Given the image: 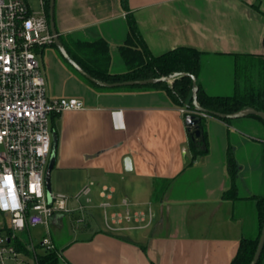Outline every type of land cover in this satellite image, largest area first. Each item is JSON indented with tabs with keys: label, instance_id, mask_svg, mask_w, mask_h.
<instances>
[{
	"label": "crops",
	"instance_id": "0c3cea01",
	"mask_svg": "<svg viewBox=\"0 0 264 264\" xmlns=\"http://www.w3.org/2000/svg\"><path fill=\"white\" fill-rule=\"evenodd\" d=\"M54 12L58 33L89 66L108 63L120 72L141 61L127 24L131 14L151 53L179 46L203 52L197 80L208 94H232L240 74L239 87L264 102V0H55ZM43 64L45 72L44 57ZM78 86L51 91L85 101L84 108L62 110L54 119L51 172L63 176L71 197L92 182L85 214L74 220L82 210L71 199V210L50 217L49 232L62 230L65 218L73 225L74 234L61 244L62 264H229L240 239L259 231L264 119L205 116L208 151L194 156L184 122L188 111L181 110L189 108L165 91ZM230 147L237 191L227 199Z\"/></svg>",
	"mask_w": 264,
	"mask_h": 264
},
{
	"label": "built area",
	"instance_id": "2783aa9c",
	"mask_svg": "<svg viewBox=\"0 0 264 264\" xmlns=\"http://www.w3.org/2000/svg\"><path fill=\"white\" fill-rule=\"evenodd\" d=\"M54 36L45 0H0V264H28L26 257L31 250L35 264H39L31 236L36 226H43L46 232L40 244L60 257L49 234L50 217L71 210V199L78 210L92 200V182L73 197L52 191L50 202L45 190L53 136L51 115L85 107L78 96L54 97L49 92L42 53L55 42ZM119 113H112L116 126L121 125ZM152 214L149 210L148 223ZM115 218L121 220L120 216ZM124 218L130 219L129 211ZM21 231L28 232L30 243L18 236Z\"/></svg>",
	"mask_w": 264,
	"mask_h": 264
},
{
	"label": "trees",
	"instance_id": "16d2710c",
	"mask_svg": "<svg viewBox=\"0 0 264 264\" xmlns=\"http://www.w3.org/2000/svg\"><path fill=\"white\" fill-rule=\"evenodd\" d=\"M49 4L50 0H45V11L49 16ZM127 24L129 25V30L132 36L136 39L137 43L140 45L142 54L144 55L141 61L137 62L134 66H130L125 71L113 72L108 69V63H105L103 69H98L96 64L94 66H89L85 64L78 56L74 55L70 51V47L68 46V42L65 40V37L59 34V39L63 42L65 48L72 58H74L84 70L93 76L109 82H121L122 80H135V79H150V78H158L165 75H171L173 73L178 72L179 75L170 78L165 81H156L150 82L146 85L136 84V85H124V87L130 89L136 88H157L165 91L168 96L171 98L174 104L181 106L182 104L187 105V107L191 110L194 109L193 106V82L192 76H196V82L198 84V89L196 93V97L198 98V102L208 111H218L223 113H230L239 111L240 109L246 106H253L257 109L264 110V102L259 101V99L250 92L246 90H242L239 87V77L236 76V91L232 94L218 95V94H208L202 84L197 80L199 72L201 70V59L203 52L196 49L195 47L189 46H179L173 49H169L164 51L161 54H154L148 49V46L145 40L142 38L138 25L136 24V20L134 16L131 14L127 17ZM55 46L58 51L59 48L57 44L54 42L51 44ZM60 52V51H59ZM61 54V52H60ZM62 56V54H61ZM64 58V56H63ZM65 59V58H64ZM66 60V59H65ZM68 65L72 68L73 71H77V74L81 77V79L86 80V84L95 87L96 89H106L101 85L96 84L93 81L88 80L79 70L75 69L69 62L66 60ZM240 73V71H239ZM197 113L200 116V126L203 129V138L202 143H205L204 148L200 147V145H196L194 141L191 139L190 148L192 154L195 156L197 153H206L208 151V141H207V131L205 126L206 118L200 112L188 111L187 113ZM59 113H53L51 128L53 131L54 127V119L57 117ZM207 115L216 116L214 113H207ZM260 119L263 120L261 116L255 114ZM254 115V116H255ZM217 117V116H216ZM224 122H229L231 119L220 118ZM264 154V151H263ZM227 170H229L230 176V187L223 193L224 198H236L237 186L235 185V177L237 174V163L235 155L231 150V147L227 149ZM257 199V209L259 214V231L255 237L244 236L240 239V245L238 247L237 252L233 256L232 260L229 264H249L253 260V255L258 246V239L261 233V227L264 221V194H258L256 196ZM20 248H23V243L18 244ZM259 261L257 264H264V248L260 254ZM60 257L58 256L56 251H52L47 254H39L38 255V263L39 264H57L59 262Z\"/></svg>",
	"mask_w": 264,
	"mask_h": 264
},
{
	"label": "water",
	"instance_id": "95a60500",
	"mask_svg": "<svg viewBox=\"0 0 264 264\" xmlns=\"http://www.w3.org/2000/svg\"><path fill=\"white\" fill-rule=\"evenodd\" d=\"M54 1L55 0H50V4H49V24L51 27V30L53 32L54 36V41L57 44L59 51L61 52L62 56H64V58L66 60H68V62L77 70H79L88 80L95 82L98 85H101L103 87H116V86H121V85H136V84H142V85H146L150 82H156V81H165V80H169L172 77H175L177 75H179L178 72L173 73L171 75H165V76H161L158 78H150V79H135V80H122L121 82H109V81H103L95 76H93L92 74L88 73L86 70L83 69V67L74 59L72 58V56H70V54L68 53L67 49L65 48L63 42L59 39V33L57 31V27H55V18H54ZM192 82H193V106L194 112H204V113H214L217 117L219 118H240L241 116H246V115H251V114H258L259 116H261L264 119V110L261 109H257L256 107L254 108L253 106H246L242 109H240L239 111H235V112H230V113H223V112H218V111H208L207 109H205L199 102H198V98L196 97V93H197V89H198V84L196 82V76H192ZM184 122L185 125L187 127V132L189 134V137L192 141L195 142V144L200 145V147L204 148L205 143H202V138H203V129L200 126V116L197 113H192L189 112L185 115L184 118ZM57 136L55 134V132H53V136H52V143H51V152L49 155V159H48V165L46 167L45 170V190H47V195H48V199L49 202L51 201V194H52V188H51V170L54 167L55 164V158H56V151H57ZM261 233L259 235V239H258V246L257 249L253 255V260L249 263V264H257L259 261V257L260 254L264 248V221H263V225L261 227Z\"/></svg>",
	"mask_w": 264,
	"mask_h": 264
},
{
	"label": "rangeland",
	"instance_id": "374dc122",
	"mask_svg": "<svg viewBox=\"0 0 264 264\" xmlns=\"http://www.w3.org/2000/svg\"><path fill=\"white\" fill-rule=\"evenodd\" d=\"M36 0H32L34 3ZM44 61H45V72H46V79H47V86H49V91L51 94V91L55 89L56 91L59 90L61 86L64 87V90H67L68 88L72 90V88L79 87L78 84L80 81L83 84H86L85 79H81V77L77 74V71H73L70 65H68L67 61L61 56L58 49L53 45H48L44 48ZM79 80H75V79ZM79 82V83H78ZM88 85V84H87ZM80 88V87H79ZM82 88V87H81ZM82 90V89H81ZM80 90V92H81ZM79 92V91H78ZM77 92V93H78ZM79 92V93H80ZM83 92V91H82ZM81 92V93H82ZM52 95V94H51ZM56 172V170H55ZM51 188L55 192L64 191L66 190L65 184L63 185V181L65 180L63 176H59L55 173L52 174L51 172ZM183 180V179H182ZM182 181H179L177 184L180 185ZM177 185V186H178ZM199 189L201 187H198ZM195 186V189H198ZM99 213L101 212V216L103 213V208L101 210H98ZM83 214H85L84 209L82 211L76 212L74 214V218L78 215L81 217ZM76 220V218L74 219ZM66 225L62 230L51 228V231L49 234L51 235V238L53 240V243L55 245L56 250H58L59 253H62L61 244H64L66 240L70 237V235L74 234V230H72V224L71 219L65 218ZM41 226H36L31 229V236L33 238V242L35 244V250L38 252V254H47L50 253L45 246L40 244L41 237L46 234V232L40 228ZM68 233V234H67ZM18 236L22 237L25 241H28L30 243V236L28 232L21 231V233L18 234ZM29 256L26 257L28 259V264H35L33 251L31 250L28 254ZM57 264H62V258L60 256L59 262Z\"/></svg>",
	"mask_w": 264,
	"mask_h": 264
}]
</instances>
